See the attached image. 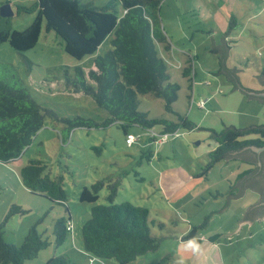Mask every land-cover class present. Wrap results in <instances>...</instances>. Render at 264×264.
<instances>
[{
	"label": "rangeland",
	"instance_id": "374dc122",
	"mask_svg": "<svg viewBox=\"0 0 264 264\" xmlns=\"http://www.w3.org/2000/svg\"><path fill=\"white\" fill-rule=\"evenodd\" d=\"M77 1L107 8L119 18L123 15L118 0ZM34 2L0 0V5L9 3L14 10L12 30H23L36 15L16 13V5ZM157 14L165 41L154 40V47L157 57L165 61L169 81L179 85L177 99L171 113L165 110L163 98L138 94L137 109L149 118L174 122L181 115L196 125L165 133L163 140L162 125L152 127L156 134L153 141L148 128L131 125L128 133L134 134L136 141L128 145L118 123L104 125L109 118L105 109L91 96L74 92L64 83L59 68L81 66L87 73L94 68V58L112 47L114 32L94 54L77 59L64 51L62 40L53 31L43 27L36 44L23 52L32 61L29 71L8 41L0 44V62L14 65L32 97L55 115L44 117L43 126L15 159L0 161V223L12 205L24 211L4 223V240L19 245L28 229L36 225L50 242L24 264H45L53 255H65L77 264L89 263L82 248L81 227L92 204L81 202L79 196L84 186L96 181L103 182L96 203L109 204V191L115 188V203L130 201L149 209V224L160 239L159 247L129 264H157L167 255L168 264H177L180 256L185 264H264V218L238 227L259 194L249 188L242 197L228 199L225 206L237 173L251 166L237 159L220 161L199 175L209 161L208 151L216 145L209 129L264 125V103L232 91L233 83L217 71L218 57L210 51V36L214 46L221 44L220 38L227 33L224 38L231 46L227 66L242 70L237 73L245 89H261L264 84L256 77L264 70V0H160ZM189 59L191 73L184 76ZM78 117L89 124L77 125L69 132L66 120ZM30 159L46 162L52 178L62 177L72 232L60 245L54 243L52 230L56 219L66 215V208L23 186L20 169ZM201 224L194 236L201 251L194 254L181 249V242L187 240L182 237ZM93 261L119 264L113 258L93 257Z\"/></svg>",
	"mask_w": 264,
	"mask_h": 264
},
{
	"label": "trees",
	"instance_id": "16d2710c",
	"mask_svg": "<svg viewBox=\"0 0 264 264\" xmlns=\"http://www.w3.org/2000/svg\"><path fill=\"white\" fill-rule=\"evenodd\" d=\"M118 1L123 8L120 18L107 8H100L92 3H79L77 0H35L30 6L16 5V13L34 12L35 18L26 28L17 31L11 29V16L0 15V44L8 41L21 54L29 71L32 61L23 52L36 44L43 27L46 31H53L62 40L64 51L77 59L94 54L103 40L114 32L112 47L104 55L94 58V68H90L87 73L81 66L64 65L59 68L66 87L91 96L109 114L104 125L116 122L125 135L131 125L145 128L162 125V132L167 133L179 127L194 129L196 125L187 117L177 115L178 120L174 122L163 118H149L147 113L137 109V95L153 93L163 98L165 110L173 113L179 85L169 81L165 61L157 57L154 47V40L165 41L158 23L160 0ZM229 50L230 45L224 37L221 44L210 49L218 57L217 71L231 79L235 90H251L245 89L240 83L237 73L239 69L227 66ZM187 63L189 64L182 71L184 76H189L192 69L190 59ZM259 76L264 84V70L260 71ZM248 95L264 102V96ZM46 115L55 117L51 110L41 106L32 97L16 67L0 62L1 162L11 161L22 152L43 126ZM66 121L69 132L77 125L89 124L79 117ZM209 131V137L216 145L208 151L209 161L199 175L205 174L220 161L240 160L251 167L237 173L235 184L229 187L228 199L240 197L251 188L258 192L260 201L263 202L264 150L258 155L251 146H264V125L242 128L226 125L219 131ZM20 179L29 192L65 206L66 215L56 219L52 230L54 243L62 244L72 232V218L66 204L62 177L52 178L46 162L30 159L21 167ZM102 185L103 182L96 181L90 187L84 186L79 196L81 202L92 204L90 216L81 227L84 252L99 259L113 258L119 264H129L141 255L156 251L160 239L152 233L149 209L130 201L115 203V188L109 191V204L96 203ZM258 208L264 213V204L255 210ZM21 212L24 211L12 205L4 221L0 223V264H24L26 260L37 257L39 251L50 244L37 231L36 225L28 229L19 245L4 240V223L14 213ZM201 227L203 224L192 227L182 240L194 237ZM168 260L169 255L164 256L157 264H168ZM45 264L77 263L65 255H53Z\"/></svg>",
	"mask_w": 264,
	"mask_h": 264
},
{
	"label": "water",
	"instance_id": "95a60500",
	"mask_svg": "<svg viewBox=\"0 0 264 264\" xmlns=\"http://www.w3.org/2000/svg\"><path fill=\"white\" fill-rule=\"evenodd\" d=\"M13 14H14V10L12 9L11 4H9V3H3V4L0 5V15L1 16L9 17V16H12ZM226 35L227 34L225 33L220 38V42L221 43H222V38L225 37ZM210 41H211V45L213 47V39H212L211 36H210ZM238 71H242V70H238ZM224 75L231 81V79L226 74H224ZM256 78L258 79V81H259L260 84H263L261 82V80H260L261 79L260 77H256ZM233 90H235V89L233 88L232 91ZM237 90H239V89H237ZM239 91L242 92L243 94H245L246 96H248L249 99H257L258 101L264 103L259 98H254V97H251V96L248 95V94H252V95H255V96H264V90H260V91H253V90L241 91V90H239ZM251 149H253L259 155L260 152H262L264 150V146L263 147L251 146ZM258 163H260V162H258ZM252 191H254V190H252ZM240 197H242V196H240ZM237 198H239V197H237ZM237 198H233V199H237ZM227 204H228V197H226V204H225V206H227ZM263 204H264V201L263 202L260 201V196H259V200L255 204H253L251 207H249L248 209H246V212H245L243 218L241 219V223L238 225V227L241 224H243V223H249L250 224L252 221H254L256 219H263L264 213L259 208L255 210L256 207H260Z\"/></svg>",
	"mask_w": 264,
	"mask_h": 264
},
{
	"label": "clouds",
	"instance_id": "9594fccd",
	"mask_svg": "<svg viewBox=\"0 0 264 264\" xmlns=\"http://www.w3.org/2000/svg\"><path fill=\"white\" fill-rule=\"evenodd\" d=\"M179 247L194 254L201 251V243L196 237H189L187 240L182 241ZM177 264H185V258L180 256Z\"/></svg>",
	"mask_w": 264,
	"mask_h": 264
},
{
	"label": "built area",
	"instance_id": "2783aa9c",
	"mask_svg": "<svg viewBox=\"0 0 264 264\" xmlns=\"http://www.w3.org/2000/svg\"><path fill=\"white\" fill-rule=\"evenodd\" d=\"M149 129V136H151V140L154 139V136L156 135L155 132L152 130V128H148ZM167 132H161L160 136H161V140L166 139V134ZM136 141V137L134 136V134H126V143L128 145H131L132 143H134ZM70 228L72 229V226H70ZM88 264H94L93 261V256H89V263Z\"/></svg>",
	"mask_w": 264,
	"mask_h": 264
},
{
	"label": "crops",
	"instance_id": "0c3cea01",
	"mask_svg": "<svg viewBox=\"0 0 264 264\" xmlns=\"http://www.w3.org/2000/svg\"><path fill=\"white\" fill-rule=\"evenodd\" d=\"M230 48H231V46H230ZM262 89H264V85H263V87H262L261 89H259V90H262ZM127 132H128V131H127ZM150 140H151V139H150ZM152 141H153V140H152ZM245 192H246V191H245ZM245 192L243 193V195L245 194ZM243 195H242V196H243ZM263 218H264V217H263ZM258 220H260V219H258ZM196 233H197V232H196ZM82 248H83V246H82ZM89 256H90V255H88V258H89Z\"/></svg>",
	"mask_w": 264,
	"mask_h": 264
},
{
	"label": "flooded vegetation",
	"instance_id": "af4514ba",
	"mask_svg": "<svg viewBox=\"0 0 264 264\" xmlns=\"http://www.w3.org/2000/svg\"><path fill=\"white\" fill-rule=\"evenodd\" d=\"M263 183V186H264V182H262ZM258 193V192H257Z\"/></svg>",
	"mask_w": 264,
	"mask_h": 264
}]
</instances>
